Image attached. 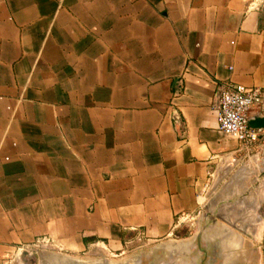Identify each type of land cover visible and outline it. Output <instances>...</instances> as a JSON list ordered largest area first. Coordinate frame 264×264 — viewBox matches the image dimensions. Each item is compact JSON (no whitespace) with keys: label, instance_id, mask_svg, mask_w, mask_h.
I'll use <instances>...</instances> for the list:
<instances>
[{"label":"crops","instance_id":"obj_1","mask_svg":"<svg viewBox=\"0 0 264 264\" xmlns=\"http://www.w3.org/2000/svg\"><path fill=\"white\" fill-rule=\"evenodd\" d=\"M223 83L264 89V0H0V264L174 234L254 151L217 130Z\"/></svg>","mask_w":264,"mask_h":264},{"label":"rangeland","instance_id":"obj_2","mask_svg":"<svg viewBox=\"0 0 264 264\" xmlns=\"http://www.w3.org/2000/svg\"><path fill=\"white\" fill-rule=\"evenodd\" d=\"M246 155L215 159L196 212L179 218L168 238L135 236L121 247L98 244L78 253L39 243L18 254L16 264H263L264 141Z\"/></svg>","mask_w":264,"mask_h":264},{"label":"built area","instance_id":"obj_3","mask_svg":"<svg viewBox=\"0 0 264 264\" xmlns=\"http://www.w3.org/2000/svg\"><path fill=\"white\" fill-rule=\"evenodd\" d=\"M211 111L215 116L217 130L235 140L241 148L252 149L260 143L261 129L251 128L249 122L264 118V89L220 84ZM39 243L46 246L50 241L44 239L36 244Z\"/></svg>","mask_w":264,"mask_h":264},{"label":"water","instance_id":"obj_4","mask_svg":"<svg viewBox=\"0 0 264 264\" xmlns=\"http://www.w3.org/2000/svg\"><path fill=\"white\" fill-rule=\"evenodd\" d=\"M249 126L253 129H264V118L251 120Z\"/></svg>","mask_w":264,"mask_h":264},{"label":"bare ground","instance_id":"obj_5","mask_svg":"<svg viewBox=\"0 0 264 264\" xmlns=\"http://www.w3.org/2000/svg\"><path fill=\"white\" fill-rule=\"evenodd\" d=\"M51 257V256H50ZM57 258V257H56ZM50 259V258H49ZM48 259V260H49ZM56 260V259H55ZM74 260V259H73ZM46 261V260H45ZM54 261V260H53ZM57 261V260H56ZM68 261H61V262H59V261H57V262H54L53 264H88V263H84V262H81V261H73L72 263H67ZM51 263V262H50Z\"/></svg>","mask_w":264,"mask_h":264},{"label":"flooded vegetation","instance_id":"obj_6","mask_svg":"<svg viewBox=\"0 0 264 264\" xmlns=\"http://www.w3.org/2000/svg\"><path fill=\"white\" fill-rule=\"evenodd\" d=\"M165 264V263H164Z\"/></svg>","mask_w":264,"mask_h":264}]
</instances>
